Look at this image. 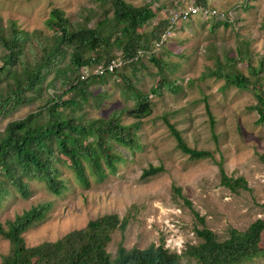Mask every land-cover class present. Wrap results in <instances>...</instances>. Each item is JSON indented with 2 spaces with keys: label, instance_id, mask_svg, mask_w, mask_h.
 Listing matches in <instances>:
<instances>
[{
  "label": "rangeland",
  "instance_id": "374dc122",
  "mask_svg": "<svg viewBox=\"0 0 264 264\" xmlns=\"http://www.w3.org/2000/svg\"><path fill=\"white\" fill-rule=\"evenodd\" d=\"M195 1L124 0L132 7L148 5L154 14L149 25L138 26V33H147L157 21L184 10ZM207 3L219 13H225L229 26L222 27L214 19L198 16L176 23L177 28L166 35V45L154 53L159 68L143 55L134 70L127 67L120 71L137 91L147 96L150 105V114L140 120L135 133L139 147L131 149L108 141L107 149L119 160L113 161V171L100 163L99 178L86 167V186L75 180L68 161L58 156L62 161L53 166L65 185L61 194L53 196L40 180H25L27 197L12 192L0 209L3 229L6 220L37 204L49 203L44 218L22 234L26 247L54 242L70 231L84 228L91 220L113 214L118 225L124 220L125 226L110 233L105 251L111 257L118 245L126 250H142L150 244L181 255L187 245L200 243L194 230L205 228L221 241L231 229L243 232L255 220H264V161L261 159L264 123L257 122L259 114L252 108L258 102L251 88L244 91L225 86L222 77L212 75L219 65L223 74H229L223 59L230 58L234 70L254 81V87L264 99V0H207ZM99 4V0H0V20L3 28L11 21L20 31H40L46 37L53 32L46 25L52 9L62 12L71 25L81 26L86 20L89 27H94L101 19L96 15L100 12ZM110 13L108 9V19ZM120 27L121 24L115 26L108 20L101 31L105 34ZM118 54L108 45L100 52V62ZM248 65L256 70L260 68L258 75L249 73ZM160 76L165 77L168 87L161 85ZM50 78L45 85L50 83ZM156 84L161 89L150 94L149 90ZM122 87L123 80L118 77L97 80L87 88L88 98L80 113L86 119L104 120L111 113L122 111L119 124L133 123L126 115L133 108V101ZM52 94L49 88L35 96L32 103L1 115L0 133L7 123L33 113L36 105L44 104ZM163 118L180 133L189 148L208 151L213 160H193L181 154ZM218 165L226 177L243 178L247 190L233 193L220 186ZM149 166L161 167L162 171L141 180L142 170ZM194 214L203 220V225ZM261 244H264V233ZM8 249L7 241L0 237V259ZM179 264L196 263L180 256ZM245 264H264V256Z\"/></svg>",
  "mask_w": 264,
  "mask_h": 264
},
{
  "label": "trees",
  "instance_id": "16d2710c",
  "mask_svg": "<svg viewBox=\"0 0 264 264\" xmlns=\"http://www.w3.org/2000/svg\"><path fill=\"white\" fill-rule=\"evenodd\" d=\"M99 1L100 12L98 10L96 15L101 19L94 27H89L86 20L81 26L71 25L62 12L52 9L46 25L53 32L46 37L40 31H20L11 21H7V27L3 28L0 20V116L25 103H32L36 100L35 96H40L49 88L53 90L52 97H48L44 104L36 105L33 113L7 123L0 133V209L12 192L22 198L27 197L25 180H40L50 194L59 196L65 185L53 166V163L62 161L58 156L68 161L75 180L81 186H86V167L99 178L102 173L100 163L113 171V161L119 160L107 149L108 141L131 149L139 147L135 133L140 120L150 114V105L147 96L137 91L120 71L127 67L134 70V65L139 64V52L147 54L149 61L159 68L152 45L158 43L165 32L176 28L169 26L171 16H168L152 25L147 33H138V26L149 25L154 18L148 5L132 7L124 0ZM204 2L196 0L192 5H204ZM108 9L111 10L109 19L106 17ZM108 20H112L115 26L121 24V27L103 34L101 28ZM217 24L229 26L228 21ZM165 43H161L160 48ZM108 45L118 51L119 54L114 57L120 58L124 64L106 77L121 78L123 91L133 101V108L126 115L134 121L126 126L119 124L122 111H115L104 120L86 119L80 113V107L88 98L87 88L104 77H89L80 81L79 70L85 65L101 63L100 52ZM223 61L230 73L223 74L217 64L212 75L222 77L225 86L244 91L251 88L258 102L252 107L259 114L257 122L264 123V99L254 87V81L250 82L234 70L232 59L224 58ZM247 68L253 75H258L260 70L249 65ZM49 77L50 83L45 85ZM160 77L161 85L168 87L165 77ZM55 83H58L57 87ZM161 85L156 84L151 88L150 94L158 93ZM69 95L71 99H64ZM209 122L212 126L210 116ZM163 123L181 154L193 160H213L208 151L189 148L180 133L164 118ZM261 159L264 161V157ZM218 167L220 186L233 193L247 190L243 178H228L220 165ZM161 171V167L149 166L142 170L140 179L145 180ZM184 203L189 207L188 202ZM49 208V203L37 204L6 220L3 224L5 229L0 224V237L9 245L0 264H179L180 256L196 264H245L264 256V244H261L264 220H255L243 232L229 230L221 241L205 228L194 230L200 243L187 245L181 255L170 253L161 245L150 244L142 250H126L118 245L111 257L105 251L110 233L115 228L123 230L125 226L124 220L118 225L117 217L113 214L91 220L84 228L70 231L54 242L26 247L22 234L42 220ZM194 216L203 225V220L197 214Z\"/></svg>",
  "mask_w": 264,
  "mask_h": 264
},
{
  "label": "built area",
  "instance_id": "2783aa9c",
  "mask_svg": "<svg viewBox=\"0 0 264 264\" xmlns=\"http://www.w3.org/2000/svg\"><path fill=\"white\" fill-rule=\"evenodd\" d=\"M200 14L206 17H211L215 19L216 21L224 23L225 20L227 19L226 16L223 14H218L214 10H209L206 7H188L185 10L173 15V17L169 20V26L176 25L178 22H183L191 17ZM167 35V32L164 33V35L161 36L160 40L158 43H154V51H157L158 48L160 47L161 43L165 39V36ZM139 56H141V53H138ZM124 63L121 62L119 59H112L110 60L106 65H98L93 69H83L81 72L80 80H84L89 76H96V77H101L103 75H106L107 73H112L113 70L121 67Z\"/></svg>",
  "mask_w": 264,
  "mask_h": 264
},
{
  "label": "clouds",
  "instance_id": "9594fccd",
  "mask_svg": "<svg viewBox=\"0 0 264 264\" xmlns=\"http://www.w3.org/2000/svg\"><path fill=\"white\" fill-rule=\"evenodd\" d=\"M210 5V3H207V0L204 2V5L202 4V5H200V4H197V5H190V6H192V7H206V8H208L209 10H214V11H216V13H218V14H223L224 15V13H219L217 10H215L211 5V7L209 6ZM189 6V7H190ZM186 8H188V7H186ZM185 8V9H186ZM184 9V10H185ZM181 11H183L182 9L180 10V11H178L177 13H179V12H181ZM177 13H175V14H177ZM175 14H173V15H175ZM173 15H169V16H171L170 17V19L173 17ZM206 17V16H203V15H200V14H197V15H195V16H193V17H191L190 19L192 20V18H194V17ZM225 16V15H224ZM206 18H208V19H213V18H211V17H206ZM169 19V20H170ZM189 20V19H188ZM188 20H186V21H188ZM215 20V19H214ZM186 21H183V22H186ZM216 21V20H215ZM219 21H217V23H218ZM179 24H181L182 22H178ZM222 23V22H221ZM180 26V25H179ZM171 27H175V28H177L176 27V25H173V26H171ZM171 31L172 30H169L168 32H167V35H169L170 33H171ZM168 40V37H166L165 36V39L163 40V42H166ZM162 42V43H163ZM167 43V42H166ZM166 43H165V45H166ZM162 45V44H161ZM160 45V46H161ZM153 46V45H152ZM164 47V46H163ZM159 49H161L160 47L158 48V50ZM157 50V51H158ZM157 51H154V48H153V55H154V53L155 52H157ZM141 53V56H140V58L143 56V55H146V56H148L147 54H142V52H140ZM112 59H119L120 60V58H118V57H114V58H110V59H108V61H103V62H101V63H99V64H97V65H85V66H83V67H81L80 68V70H79V80H80V76H81V72H82V70L83 69H85V68H89V69H93V68H95L96 66H98V65H106L110 60H112ZM116 70V69H115ZM114 71V70H113ZM113 73V72H112ZM111 73H107L106 75H103V76H101V77H106L107 75H110ZM89 77H96V76H89ZM89 77H87L86 79H84V80H80V81H85V80H87ZM101 77H96V78H101Z\"/></svg>",
  "mask_w": 264,
  "mask_h": 264
}]
</instances>
